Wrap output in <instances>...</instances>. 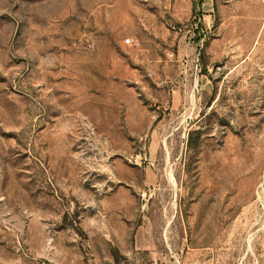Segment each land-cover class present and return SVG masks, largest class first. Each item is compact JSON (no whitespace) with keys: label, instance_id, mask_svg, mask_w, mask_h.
I'll list each match as a JSON object with an SVG mask.
<instances>
[{"label":"rangeland","instance_id":"rangeland-1","mask_svg":"<svg viewBox=\"0 0 264 264\" xmlns=\"http://www.w3.org/2000/svg\"><path fill=\"white\" fill-rule=\"evenodd\" d=\"M0 264H264V0H0Z\"/></svg>","mask_w":264,"mask_h":264},{"label":"built area","instance_id":"built-area-1","mask_svg":"<svg viewBox=\"0 0 264 264\" xmlns=\"http://www.w3.org/2000/svg\"><path fill=\"white\" fill-rule=\"evenodd\" d=\"M124 44L127 45H137L138 43L134 42L133 40L131 41L130 38H126L124 40ZM141 198L145 199V200H149L153 195L151 193H149L148 191H142L140 194Z\"/></svg>","mask_w":264,"mask_h":264}]
</instances>
